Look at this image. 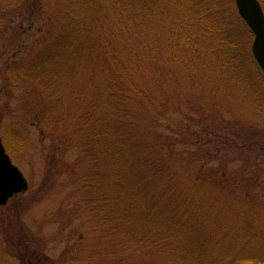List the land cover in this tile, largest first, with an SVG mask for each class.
I'll return each instance as SVG.
<instances>
[{
  "label": "rangeland",
  "instance_id": "rangeland-1",
  "mask_svg": "<svg viewBox=\"0 0 264 264\" xmlns=\"http://www.w3.org/2000/svg\"><path fill=\"white\" fill-rule=\"evenodd\" d=\"M70 3L0 0V131L7 153L30 186L27 193L0 208V264H113L104 256L108 253L103 242L109 240L99 235L98 215L81 206V176L92 165L80 164L75 143L63 138L76 131L87 102L93 100L85 89V77L77 74L74 78L65 63L60 86L54 84L45 93L30 75L45 50L53 70L62 66L64 58L52 60V47L69 24ZM89 11L95 15L100 10L87 9L83 14ZM161 11L156 10L151 18L154 26L139 30L163 37L165 32L154 30L163 21L157 16ZM96 23L93 20L88 25L95 27ZM66 36L67 46H71L70 36ZM218 82H209L208 93L215 96H204L201 91L192 95L195 103L202 98L201 109L181 101L182 107L164 118L158 128V138L179 165L182 188L197 198L188 222L199 233L203 227L202 234L214 243L213 248L217 245L216 250L195 248L186 228L177 227L166 235L175 248L173 263L168 253L158 256L143 250H119L115 240L109 249L122 250L121 264H181L183 254L197 252V260L203 253L235 248L247 241H253L255 249L245 246L243 254L254 250L256 262L264 259V101L260 98L264 97V83L241 89L239 84L230 87ZM77 88L81 97L76 101ZM236 214L241 218L231 217Z\"/></svg>",
  "mask_w": 264,
  "mask_h": 264
},
{
  "label": "trees",
  "instance_id": "trees-1",
  "mask_svg": "<svg viewBox=\"0 0 264 264\" xmlns=\"http://www.w3.org/2000/svg\"><path fill=\"white\" fill-rule=\"evenodd\" d=\"M260 1L264 8V0ZM70 4L66 34L61 33L52 47V60L64 58L62 66L53 70L45 50L30 75L47 93L54 84L60 86L66 63L74 78L84 75L85 89L92 94L76 131L62 137L73 140L80 164L92 165L81 176V206L98 215L99 235L109 240L103 242L108 253L104 256L121 264L122 250L129 248L158 256L168 253L173 263L175 248L166 235L177 227L186 228L195 248L216 250L217 245L213 248L202 234L203 227L199 233L188 222L197 198L182 188L179 165L158 138V128L182 107L181 101L201 109L202 98L195 103L192 95L201 91L215 96L208 93L211 81L230 87L239 84L241 89L264 83L251 53L253 34L240 19L234 0H71ZM159 8L157 16L163 21L154 30L165 32L163 37L140 31L138 27L153 25L151 18ZM87 9L100 11L84 15ZM93 20L95 27L88 25ZM67 34L71 46L65 41ZM80 97L77 88L74 98ZM115 240L121 252L109 249ZM245 246L255 249L253 241L239 242L235 248L203 253L197 260V252L183 254L179 261L264 264L262 258L256 262L252 249L243 254Z\"/></svg>",
  "mask_w": 264,
  "mask_h": 264
},
{
  "label": "water",
  "instance_id": "water-1",
  "mask_svg": "<svg viewBox=\"0 0 264 264\" xmlns=\"http://www.w3.org/2000/svg\"><path fill=\"white\" fill-rule=\"evenodd\" d=\"M240 19L254 36L251 45L253 58L264 74V8L260 0H234ZM23 172L13 164L0 139V207L6 206L16 195L29 190Z\"/></svg>",
  "mask_w": 264,
  "mask_h": 264
},
{
  "label": "flooded vegetation",
  "instance_id": "flooded-vegetation-1",
  "mask_svg": "<svg viewBox=\"0 0 264 264\" xmlns=\"http://www.w3.org/2000/svg\"><path fill=\"white\" fill-rule=\"evenodd\" d=\"M0 138L2 139V142L4 143V140H5L4 138L5 137L2 135V132L1 131H0Z\"/></svg>",
  "mask_w": 264,
  "mask_h": 264
}]
</instances>
